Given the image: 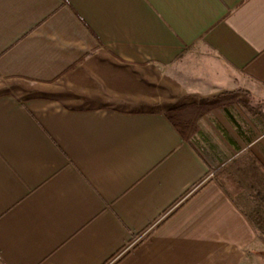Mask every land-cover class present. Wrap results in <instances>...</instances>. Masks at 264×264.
I'll use <instances>...</instances> for the list:
<instances>
[{
	"label": "crops",
	"instance_id": "1",
	"mask_svg": "<svg viewBox=\"0 0 264 264\" xmlns=\"http://www.w3.org/2000/svg\"><path fill=\"white\" fill-rule=\"evenodd\" d=\"M0 79L78 93L0 95V264H244L260 243L264 116L237 100L264 98V0H0ZM172 85L169 111L104 103Z\"/></svg>",
	"mask_w": 264,
	"mask_h": 264
},
{
	"label": "rangeland",
	"instance_id": "2",
	"mask_svg": "<svg viewBox=\"0 0 264 264\" xmlns=\"http://www.w3.org/2000/svg\"><path fill=\"white\" fill-rule=\"evenodd\" d=\"M184 54L186 55L182 62V67L189 70L195 74V72L206 65L208 62H212L213 52L210 51L202 42H198L194 45L188 46ZM215 62V61H214ZM216 68L217 65H216ZM183 82L191 83L195 81L196 77L185 76L183 77ZM235 86V85H234ZM161 94L165 95L167 98L157 103L153 102H128V101H107L104 102L107 105H112L123 110L128 111H156L165 112L171 110L170 107L176 103L174 86L165 87ZM9 94L14 96L19 101H26L33 97H54L61 101H67L71 98L78 96V93L72 92L68 88L62 79L49 84L24 81V80H4L0 79V95ZM157 95V94H155ZM191 95L186 96V100L190 99ZM184 99H178L179 102ZM237 105L242 111H246L249 115H254L256 117L264 116V98L255 97L251 94H244V98L237 100ZM244 264H264V245L258 243L253 247L248 259Z\"/></svg>",
	"mask_w": 264,
	"mask_h": 264
},
{
	"label": "trees",
	"instance_id": "3",
	"mask_svg": "<svg viewBox=\"0 0 264 264\" xmlns=\"http://www.w3.org/2000/svg\"><path fill=\"white\" fill-rule=\"evenodd\" d=\"M264 203V195L262 196V200ZM248 220L256 230V235L260 244L264 245V204L263 209L261 211L255 209L250 210L246 213Z\"/></svg>",
	"mask_w": 264,
	"mask_h": 264
}]
</instances>
